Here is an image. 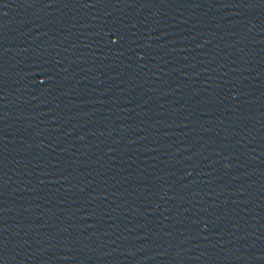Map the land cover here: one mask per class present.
Instances as JSON below:
<instances>
[{"label":"water","instance_id":"water-1","mask_svg":"<svg viewBox=\"0 0 264 264\" xmlns=\"http://www.w3.org/2000/svg\"><path fill=\"white\" fill-rule=\"evenodd\" d=\"M0 264H264V0H0Z\"/></svg>","mask_w":264,"mask_h":264}]
</instances>
